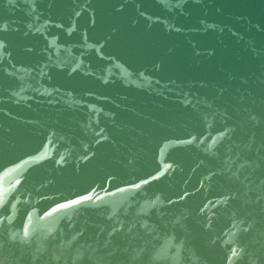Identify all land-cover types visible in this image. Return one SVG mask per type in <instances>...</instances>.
<instances>
[{"label":"water","instance_id":"95a60500","mask_svg":"<svg viewBox=\"0 0 264 264\" xmlns=\"http://www.w3.org/2000/svg\"><path fill=\"white\" fill-rule=\"evenodd\" d=\"M0 264H264V0H0Z\"/></svg>","mask_w":264,"mask_h":264}]
</instances>
